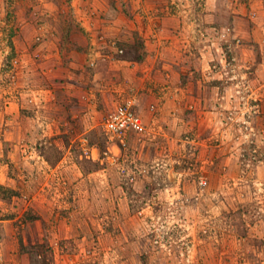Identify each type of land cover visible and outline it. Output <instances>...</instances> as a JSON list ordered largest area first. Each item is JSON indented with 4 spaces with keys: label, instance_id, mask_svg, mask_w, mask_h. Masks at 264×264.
<instances>
[{
    "label": "rangeland",
    "instance_id": "1",
    "mask_svg": "<svg viewBox=\"0 0 264 264\" xmlns=\"http://www.w3.org/2000/svg\"><path fill=\"white\" fill-rule=\"evenodd\" d=\"M36 254L264 264V0H0V264Z\"/></svg>",
    "mask_w": 264,
    "mask_h": 264
},
{
    "label": "built area",
    "instance_id": "2",
    "mask_svg": "<svg viewBox=\"0 0 264 264\" xmlns=\"http://www.w3.org/2000/svg\"><path fill=\"white\" fill-rule=\"evenodd\" d=\"M105 132L113 139L121 142L128 133L141 134L145 131V125L140 115L134 110L131 100L114 108L102 123Z\"/></svg>",
    "mask_w": 264,
    "mask_h": 264
},
{
    "label": "trees",
    "instance_id": "3",
    "mask_svg": "<svg viewBox=\"0 0 264 264\" xmlns=\"http://www.w3.org/2000/svg\"><path fill=\"white\" fill-rule=\"evenodd\" d=\"M3 190H6V189H3ZM36 246H34V247L36 248ZM20 247H21V252L22 253L26 251L25 245L22 243V241L20 242ZM37 247L40 248V246H37ZM38 255L37 254L34 255L33 262L35 264H50L49 262H50L51 257H49L50 259H49V262H48V258L47 257L41 258L42 256H40V255L38 256ZM51 261H52V259H51Z\"/></svg>",
    "mask_w": 264,
    "mask_h": 264
},
{
    "label": "crops",
    "instance_id": "4",
    "mask_svg": "<svg viewBox=\"0 0 264 264\" xmlns=\"http://www.w3.org/2000/svg\"><path fill=\"white\" fill-rule=\"evenodd\" d=\"M91 50H90V47H88V49L87 50H85L84 51V53H83V60H84V62H87V59H88V54H87V52H90ZM110 63V69L111 68H113V64L115 63V62H113V63H111V62H109ZM70 98L68 97L67 98V101L69 100Z\"/></svg>",
    "mask_w": 264,
    "mask_h": 264
},
{
    "label": "bare ground",
    "instance_id": "5",
    "mask_svg": "<svg viewBox=\"0 0 264 264\" xmlns=\"http://www.w3.org/2000/svg\"><path fill=\"white\" fill-rule=\"evenodd\" d=\"M173 177V176H172Z\"/></svg>",
    "mask_w": 264,
    "mask_h": 264
}]
</instances>
